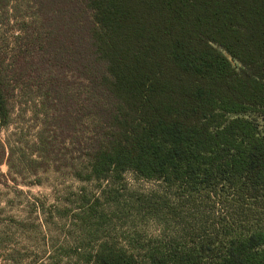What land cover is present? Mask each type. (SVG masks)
Segmentation results:
<instances>
[{"label": "trees", "instance_id": "16d2710c", "mask_svg": "<svg viewBox=\"0 0 264 264\" xmlns=\"http://www.w3.org/2000/svg\"><path fill=\"white\" fill-rule=\"evenodd\" d=\"M13 126L11 181L54 171L99 191L82 186L74 208L36 200L26 218L1 207V257L264 264V0H0V133ZM65 218L56 246L11 242ZM150 221L167 233L145 235Z\"/></svg>", "mask_w": 264, "mask_h": 264}, {"label": "rangeland", "instance_id": "374dc122", "mask_svg": "<svg viewBox=\"0 0 264 264\" xmlns=\"http://www.w3.org/2000/svg\"><path fill=\"white\" fill-rule=\"evenodd\" d=\"M19 126L23 127V132L25 135H28V138H32L33 131H30L31 123L30 122H22ZM15 129V126L11 128L10 131H3L0 133L3 139L9 138V133ZM27 138V136H26ZM9 167L4 164L0 168V177L2 179L1 184V192H0V208H5L2 216H10L11 214L16 216L17 218H26L29 217V210L31 209L30 203L35 202L36 200H40L39 202H43L45 204V208L48 210L52 207H76L78 205L76 192L82 186H85L89 192L98 193L99 184L96 182L90 183H82L79 180L73 178L70 174L59 173L54 171H48L42 174V183L35 185H25V184H15L11 179H9ZM1 174H4L2 176ZM126 181L129 185L140 191H149L154 189H160V184L154 181H144L138 180L134 177L132 173L126 174ZM8 182V185H6ZM22 191V192H21ZM41 214V218L43 219V214L41 212H36L34 216ZM9 217H2V221L0 223V231L3 230L5 224H10ZM71 221L65 218L63 223L54 224L52 223L49 227H46L48 231V237L43 236L39 237V239H31L24 240L21 239L18 235H15V239L11 242H14L15 245L20 247H24V245L29 244L35 247L46 246L49 241L52 246H56L60 243V241L56 238V236H64L62 233L61 225L65 224L64 230H67L70 226ZM143 225V224H142ZM140 225V226H142ZM142 229V232L149 237H160L163 234H166L167 231L164 230L163 225L160 222L150 221L146 224ZM124 230H128V226L122 229L119 226V233H124ZM8 232H14L13 226L7 228ZM49 234L54 237V240L49 238ZM10 242V241H9ZM14 244L7 243L4 245L6 250L10 249ZM3 251H1L0 255L2 256ZM0 256V264H26L24 263H14L8 259V257ZM5 256V255H4ZM64 264H77L74 260L65 259ZM55 261V260H54Z\"/></svg>", "mask_w": 264, "mask_h": 264}]
</instances>
